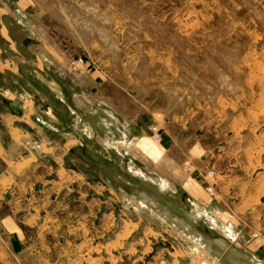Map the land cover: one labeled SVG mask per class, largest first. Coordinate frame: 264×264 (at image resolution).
I'll return each mask as SVG.
<instances>
[{"label":"rangeland","instance_id":"374dc122","mask_svg":"<svg viewBox=\"0 0 264 264\" xmlns=\"http://www.w3.org/2000/svg\"><path fill=\"white\" fill-rule=\"evenodd\" d=\"M30 2L17 17L58 54L42 74L24 59L0 87L48 101L61 123L41 128L54 141L82 135L46 177L87 183L72 185L88 226L75 236L73 216L66 249L46 217L24 247L0 233V264H264V0ZM144 123L171 170L131 138ZM127 219L136 231L121 230Z\"/></svg>","mask_w":264,"mask_h":264},{"label":"crops","instance_id":"0c3cea01","mask_svg":"<svg viewBox=\"0 0 264 264\" xmlns=\"http://www.w3.org/2000/svg\"><path fill=\"white\" fill-rule=\"evenodd\" d=\"M30 3V0H0V73L9 71L17 77L23 76L24 66L20 63L24 59H30L33 65L30 72L42 74V70L46 67L44 59H54L58 54L49 42L46 43L42 38H33L29 33L27 21L17 17V13L26 10ZM13 27L17 29V32L11 31ZM27 38H29L28 41H26ZM22 92L25 94L24 90ZM23 93L17 96L9 88L0 87L2 96L0 101V233L5 234L12 244L16 242L19 247H24L31 237L29 230L35 229L38 226L37 222H42L43 217H46L49 222L48 229L50 230L53 224V228L58 231V242H63L62 246L66 249L68 246L66 240L73 231V216L74 228L78 227L75 236L82 238L88 226V213L86 203L83 202L82 191L74 188L72 183L79 186L82 184L86 186L87 183L55 182V179H49L46 175L55 171L53 164L56 162V155L69 152L72 149L71 143L82 145V135L67 130L68 134L63 136L60 142L51 139L50 134L45 135L41 124H48L55 129L61 122L47 104L48 101L41 104L35 101L36 93L31 95ZM16 99L20 101V114H17L10 105ZM75 105L71 103V108H68L71 116L73 114L77 116L79 108ZM86 113L79 110L78 119L81 120V116ZM124 125H118L116 139H119L121 134L124 138L126 137L125 128L128 124ZM138 128L139 134L132 135L131 138L142 141L140 145L145 157L160 162L159 169L171 170L173 165L161 159L164 151L167 150L166 143L153 142V136L146 123L139 125ZM44 156H48L51 163L49 161L46 164L41 161V157ZM40 169H42L41 172ZM170 181L181 187H185L186 184L175 179ZM73 189L77 190L80 201L79 208L75 210H73L71 198ZM95 213L90 218L97 225L104 214H99L97 210ZM191 214L194 222L202 218L200 214H193L192 206ZM106 216L108 217V214ZM126 224L128 228H125ZM136 224L137 222L127 219V222L122 223L121 230L127 229L129 233L134 232ZM207 227L211 229V225ZM145 229L148 227L145 226ZM48 235L52 234L48 233ZM82 244L81 241L80 246Z\"/></svg>","mask_w":264,"mask_h":264},{"label":"water","instance_id":"95a60500","mask_svg":"<svg viewBox=\"0 0 264 264\" xmlns=\"http://www.w3.org/2000/svg\"><path fill=\"white\" fill-rule=\"evenodd\" d=\"M10 105L17 114H20V101L18 99L12 101Z\"/></svg>","mask_w":264,"mask_h":264},{"label":"trees","instance_id":"16d2710c","mask_svg":"<svg viewBox=\"0 0 264 264\" xmlns=\"http://www.w3.org/2000/svg\"><path fill=\"white\" fill-rule=\"evenodd\" d=\"M62 103H63V102H62ZM64 103H65V102H64ZM64 103H63V108H65V109H64V110H65L64 115H65V116H70L69 109H68V103H67V104H66V103L64 104ZM172 206H173V205H172ZM180 207H182V206H180ZM178 209H179V208H178ZM183 210H184V209H183ZM183 210H182V211H183ZM182 214H183V212H182ZM186 217H187V216H186Z\"/></svg>","mask_w":264,"mask_h":264},{"label":"built area","instance_id":"2783aa9c","mask_svg":"<svg viewBox=\"0 0 264 264\" xmlns=\"http://www.w3.org/2000/svg\"><path fill=\"white\" fill-rule=\"evenodd\" d=\"M154 137H155L156 140H159L160 139V137H159L158 134H155Z\"/></svg>","mask_w":264,"mask_h":264},{"label":"bare ground","instance_id":"6f19581e","mask_svg":"<svg viewBox=\"0 0 264 264\" xmlns=\"http://www.w3.org/2000/svg\"><path fill=\"white\" fill-rule=\"evenodd\" d=\"M26 102V101H25Z\"/></svg>","mask_w":264,"mask_h":264}]
</instances>
